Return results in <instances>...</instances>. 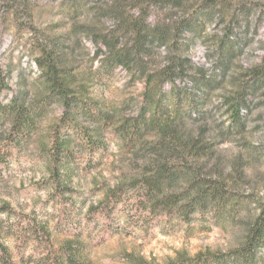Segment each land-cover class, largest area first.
Listing matches in <instances>:
<instances>
[{
	"label": "rangeland",
	"instance_id": "374dc122",
	"mask_svg": "<svg viewBox=\"0 0 264 264\" xmlns=\"http://www.w3.org/2000/svg\"><path fill=\"white\" fill-rule=\"evenodd\" d=\"M46 54L112 124L92 152L63 135L55 174L63 106L48 104L27 138H13L0 112V242L10 256L0 251V264H195L245 242L264 203V0H0V108L17 101L40 114ZM138 119L149 124L141 135ZM143 176L183 203L206 179L243 199L218 221L209 211L141 223L128 202L102 211Z\"/></svg>",
	"mask_w": 264,
	"mask_h": 264
},
{
	"label": "trees",
	"instance_id": "16d2710c",
	"mask_svg": "<svg viewBox=\"0 0 264 264\" xmlns=\"http://www.w3.org/2000/svg\"><path fill=\"white\" fill-rule=\"evenodd\" d=\"M40 67L44 69L49 84V93L46 101L40 108V114L17 101L11 104L9 109H1V116L11 120V136L13 138H27L37 129L39 116L41 118L45 108L52 101L59 102L63 108V114L55 125L52 146L49 149L53 163V173H58V166L64 152L63 135L74 134L89 150L95 151L94 136L105 129L112 120L110 116L95 108L90 102L70 92L62 78V69L45 55L40 59ZM90 122L86 126L84 121ZM135 133L141 135V131L148 129L149 124L144 119H138L134 123ZM131 146L135 147L136 140L131 138ZM196 194L186 203L180 198L162 195V187L158 180L150 176H143L131 181L120 189L111 192L104 203L102 211L109 217L114 212L118 203L128 202L135 211V219L145 223L150 219L159 217L172 218L180 216L187 223L194 220L195 213L206 215L210 211L211 217L218 221L226 212L231 203H240L243 198L236 196L227 185L218 180L206 179L198 182ZM132 192V199L127 201V193ZM126 200V201H125ZM264 246V203L258 220L250 228L245 242L227 253H214L194 260L195 264H219L220 262H234L236 264H257L258 251ZM2 260L7 262L10 258L7 248L0 242Z\"/></svg>",
	"mask_w": 264,
	"mask_h": 264
}]
</instances>
